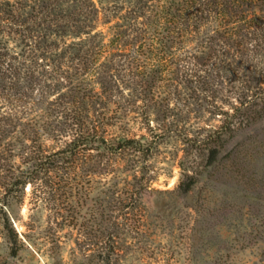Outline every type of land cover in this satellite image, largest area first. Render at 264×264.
<instances>
[{
    "label": "rangeland",
    "instance_id": "rangeland-1",
    "mask_svg": "<svg viewBox=\"0 0 264 264\" xmlns=\"http://www.w3.org/2000/svg\"><path fill=\"white\" fill-rule=\"evenodd\" d=\"M54 13L52 0H0V46L24 54L0 76V127L10 131L0 135V264H264V90L249 91L257 76L236 92L209 82L216 90L204 98L191 84L174 92L155 72L169 112L143 107L114 126L116 156L103 151L106 141L93 156L32 165L38 148L62 149L73 138L65 128L57 140H32L38 101L83 69L69 59L72 48L54 59ZM112 53L137 57L122 59L125 68L154 62L137 48L108 49L100 61ZM158 63L152 69L162 70Z\"/></svg>",
    "mask_w": 264,
    "mask_h": 264
},
{
    "label": "trees",
    "instance_id": "trees-1",
    "mask_svg": "<svg viewBox=\"0 0 264 264\" xmlns=\"http://www.w3.org/2000/svg\"><path fill=\"white\" fill-rule=\"evenodd\" d=\"M52 4L53 57L59 60L64 56L62 49L72 48L69 59L81 62L83 69L64 75L62 93L56 92L46 103L38 101L44 109L35 115L40 124L33 127L32 140L43 136L57 140L65 128L73 138L62 149L38 148L32 165L46 163L53 155L75 157L84 151V156H93L90 150L106 141L109 145L103 151L116 156L114 126L134 120L143 107L152 106L165 115L169 112L162 87L155 83L157 77L174 83V92L175 85L191 84L194 96L202 93L204 98L216 90L209 82L224 83L236 92L241 82L257 76L258 82L249 91L256 95L264 90L259 86L264 83V0H52ZM22 24L14 30L21 36L27 30ZM99 24L105 29H97ZM22 42L32 51V42L24 37ZM134 48L152 52V60L157 59L162 70L152 69L153 61L125 68L122 59L139 61L129 54H105L107 63L100 61L108 49ZM20 55L0 46V76L6 74L2 65ZM151 57L142 56L147 61ZM22 59H30V54ZM124 89L129 90L125 95ZM205 102L215 106L214 100ZM3 134L10 131L2 126ZM132 140L127 137L122 143Z\"/></svg>",
    "mask_w": 264,
    "mask_h": 264
}]
</instances>
